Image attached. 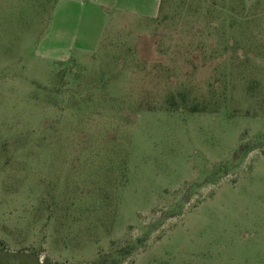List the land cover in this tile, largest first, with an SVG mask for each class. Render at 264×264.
Masks as SVG:
<instances>
[{"label":"rangeland","instance_id":"rangeland-1","mask_svg":"<svg viewBox=\"0 0 264 264\" xmlns=\"http://www.w3.org/2000/svg\"><path fill=\"white\" fill-rule=\"evenodd\" d=\"M131 1L0 0V264H264V0Z\"/></svg>","mask_w":264,"mask_h":264},{"label":"crops","instance_id":"crops-1","mask_svg":"<svg viewBox=\"0 0 264 264\" xmlns=\"http://www.w3.org/2000/svg\"><path fill=\"white\" fill-rule=\"evenodd\" d=\"M69 3L73 4H81L85 8H101L107 14L112 10V7H117V9L121 12L123 16V20L126 21V16H129L131 13V0H65ZM162 0H156L157 4H159ZM77 38V37H76Z\"/></svg>","mask_w":264,"mask_h":264}]
</instances>
